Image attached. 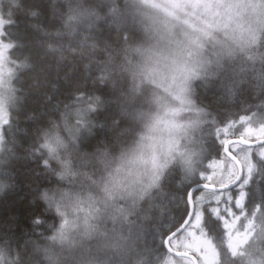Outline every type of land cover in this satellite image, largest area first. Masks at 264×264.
Here are the masks:
<instances>
[{"label":"clouds","instance_id":"1","mask_svg":"<svg viewBox=\"0 0 264 264\" xmlns=\"http://www.w3.org/2000/svg\"><path fill=\"white\" fill-rule=\"evenodd\" d=\"M45 9L55 29L33 23ZM5 35L0 202L22 189L18 166L32 161L44 186L28 204L53 219H33L23 241L0 232V264H154L141 237L168 185L197 173L214 105L247 89L264 116V0H13ZM209 89L214 100L200 103ZM37 93L38 115L26 111ZM257 181L264 193V160L246 197ZM257 223L235 252L225 245L220 264H264V216Z\"/></svg>","mask_w":264,"mask_h":264},{"label":"trees","instance_id":"2","mask_svg":"<svg viewBox=\"0 0 264 264\" xmlns=\"http://www.w3.org/2000/svg\"><path fill=\"white\" fill-rule=\"evenodd\" d=\"M29 2L36 4L37 6L43 5V0H29ZM3 8L5 10L3 11L5 13L3 15L8 17V10L13 9V0H5ZM32 20L33 23L42 24L49 29H55L60 23V21L56 17L51 16L46 9L44 10V15L42 17H39L38 15V17H33ZM23 27L24 24L23 21H21L19 28L23 29ZM2 39L8 41L9 36L5 35ZM34 54L38 56L39 49H36ZM244 71H246V69H238L236 72L237 78L239 77V74ZM88 91L91 92L92 90L88 89ZM97 91L100 94L106 95V90L104 89H99ZM214 98V89H209L207 94H204L202 91L198 94V100L202 104L214 100ZM253 99L254 97L248 94L247 89H244L238 94L232 92L227 103L214 105V111L210 114L207 124L206 135H210V140L207 144L203 161L205 160L208 162L210 160H216L219 157L220 148L219 145L214 142V137L212 135L215 128H222L225 127L226 124L236 123L242 118L250 117L253 114H259V106L253 104ZM89 100H91L90 95L85 97L86 103ZM42 103V98L37 93L32 96L27 105L26 111L38 115L41 111ZM108 116V112L101 111L96 114V120L98 123H107ZM262 118L264 119V116H262ZM29 128H31V125H29ZM101 135H103V133L98 130L96 139H99ZM27 143L28 141L26 140L25 146H27ZM23 155H26V153H23ZM258 162L259 161H255V163ZM33 167L34 164L32 161L21 162L18 166V176L22 184V189L10 194L6 201L0 202V232L7 231L12 237L19 241H23L27 238L26 233L30 234L32 232L31 221L33 219L40 217L45 222L53 219V217L43 212V205L39 202L34 205L28 204V199H30L32 195L31 189L44 186L43 178L35 175L34 170L32 169ZM193 178L194 177L183 181L178 187L175 185L174 180L172 184L168 185L167 193L163 198V213L155 216L150 221L147 231L143 233L141 237V250L152 253L154 264H159V259L162 255L168 256L164 249V240L169 233L176 231L181 226L187 215L188 205L186 202V196L189 189L194 183H196ZM234 191L235 190L232 189L229 192ZM245 192L247 194V187L245 188ZM262 202H264V193L261 192L257 181L255 195L246 197L245 206L248 210H253L258 208L257 205H260ZM258 209L264 213V208ZM203 226L208 236L212 238L217 245L219 255H222L225 246L224 230L220 221L209 212L204 216Z\"/></svg>","mask_w":264,"mask_h":264},{"label":"rangeland","instance_id":"3","mask_svg":"<svg viewBox=\"0 0 264 264\" xmlns=\"http://www.w3.org/2000/svg\"><path fill=\"white\" fill-rule=\"evenodd\" d=\"M3 14L4 12H0V18L7 19L8 17ZM0 58H6V44L0 47ZM6 118L7 115L4 114V119ZM212 135L214 142L220 148L219 157L208 162L203 161L202 158L193 178L196 182L194 185L203 183L210 186H224L234 180L236 167L223 155V145L230 138H242L247 141L264 139V119L262 115L253 114L236 123L215 128ZM230 152L237 156L243 166L242 182L234 189V192H211L207 190L199 192L194 199V214L190 224L182 234L170 243L173 250L194 255L199 264H220L219 249L203 226L206 213L210 212L220 221L224 230V246L227 245L233 252L242 246L254 226H260L257 223V218L264 216L260 209L248 210L245 206V180L249 172L253 170L255 161L264 160V144L254 148H246L236 144L230 146ZM167 258L168 264H192L186 258H175L169 254Z\"/></svg>","mask_w":264,"mask_h":264},{"label":"water","instance_id":"4","mask_svg":"<svg viewBox=\"0 0 264 264\" xmlns=\"http://www.w3.org/2000/svg\"><path fill=\"white\" fill-rule=\"evenodd\" d=\"M236 144L241 145L246 148H254V147L263 145L264 139L257 140V141H247L242 138H230L225 141L223 148H222V153L236 167V177L233 181H231L230 183L224 186H210V185H206L203 183H197L189 189L187 196H186V202L188 205L187 215L184 221L182 222L181 226L176 231L169 233V235L165 238L164 243H163L164 249L166 250L167 254H169L170 256L175 257V258H186V259L191 260L193 264H199L197 258L194 255L188 252H181V251L173 250L172 247L170 246V242L173 239H175L177 236H179L191 222L193 218V214H194V197L198 192L205 191V190L211 191V192H226L233 188H236L241 183L242 178H243V166L240 163V161L237 159V157L230 152V146L236 145Z\"/></svg>","mask_w":264,"mask_h":264},{"label":"bare ground","instance_id":"5","mask_svg":"<svg viewBox=\"0 0 264 264\" xmlns=\"http://www.w3.org/2000/svg\"><path fill=\"white\" fill-rule=\"evenodd\" d=\"M4 14H5V13H4ZM5 39H6V38H5ZM206 152H207V151H206ZM236 157H237V156H236ZM225 158H226V157H225ZM226 159H227V158H226ZM227 162H228V161H227ZM233 173H234V172H233ZM231 177H232V176H231ZM208 203H209V202H208ZM186 228H187V227H186ZM186 228H185V229H186ZM185 229H184V230H185ZM184 230H183V231H184ZM214 232H215V231H214Z\"/></svg>","mask_w":264,"mask_h":264}]
</instances>
